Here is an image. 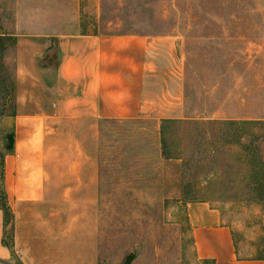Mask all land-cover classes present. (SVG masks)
Wrapping results in <instances>:
<instances>
[{
    "label": "rangeland",
    "instance_id": "1",
    "mask_svg": "<svg viewBox=\"0 0 264 264\" xmlns=\"http://www.w3.org/2000/svg\"><path fill=\"white\" fill-rule=\"evenodd\" d=\"M15 35H138L178 44L168 66L178 68L180 85L176 92L169 78L161 120L64 124V135L50 140L61 148L81 143L98 165L96 264H213L197 255L190 218L197 204L220 212L244 256L260 255L264 0H0V114L16 108ZM3 121L0 205L2 153L13 130ZM6 238L14 245L12 226Z\"/></svg>",
    "mask_w": 264,
    "mask_h": 264
},
{
    "label": "crops",
    "instance_id": "2",
    "mask_svg": "<svg viewBox=\"0 0 264 264\" xmlns=\"http://www.w3.org/2000/svg\"><path fill=\"white\" fill-rule=\"evenodd\" d=\"M14 37L16 113L3 122L12 125L15 146L5 151L2 181L14 245L5 244L0 209V264H96L98 165L81 143L61 148L50 140L64 135V124L165 115L169 78L177 92L178 68L168 63L178 44L138 35ZM61 154L67 158L57 161ZM190 218L199 260L264 264V236L260 255L244 256L218 210L197 204Z\"/></svg>",
    "mask_w": 264,
    "mask_h": 264
},
{
    "label": "trees",
    "instance_id": "3",
    "mask_svg": "<svg viewBox=\"0 0 264 264\" xmlns=\"http://www.w3.org/2000/svg\"><path fill=\"white\" fill-rule=\"evenodd\" d=\"M1 51L4 53L6 51V45H5V41L0 39V54ZM16 113V108L15 111L9 115L6 114L5 111L1 112L0 117L1 118H5V117H11V116H15ZM6 145H5V150L6 153H11L14 150V146H15V133L12 130L7 136H6ZM6 153H2V157H3V163H2V167H3V178H4V159H5V155ZM264 170V168H263ZM264 179V173H263V178ZM262 184V181H261ZM263 186V185H262ZM4 191V190H3ZM2 200L5 202L4 205H0V209L3 210L4 214H5V228L7 229L9 226H12L13 228V232H14V214L11 210V208L9 207V205L7 204L6 201V194L5 192H3V196H2ZM6 235H7V231H6ZM5 244L9 247V248H13V245H8L7 242L5 241ZM214 264V263H213Z\"/></svg>",
    "mask_w": 264,
    "mask_h": 264
}]
</instances>
